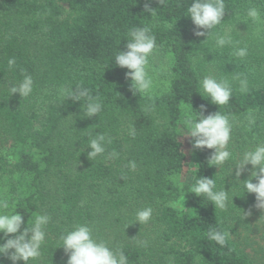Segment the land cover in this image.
<instances>
[{
  "label": "trees",
  "instance_id": "obj_1",
  "mask_svg": "<svg viewBox=\"0 0 264 264\" xmlns=\"http://www.w3.org/2000/svg\"><path fill=\"white\" fill-rule=\"evenodd\" d=\"M191 2L0 0V202L9 204L0 212L23 215L22 228L37 214L50 217L41 255L28 264H66L60 237L76 225L121 248L129 264H264V210L233 169L244 151L264 143V0H224V19L205 41L185 16ZM145 4L156 9L153 15ZM250 7L260 11L259 22L247 17ZM133 26L156 37L148 93L132 92L127 70L114 62ZM226 34L231 43L217 47V36ZM238 48L247 55L235 56ZM155 57L165 63L160 76L152 69ZM10 58L16 60L11 70ZM22 72L34 81L28 97L9 91ZM209 74L233 89L229 104L219 108L233 126L232 158L218 169L207 163L211 150L192 149L190 138L179 137L191 107L203 105L204 115L218 111L198 86ZM237 76L247 79V92L239 91ZM77 85L102 104L96 116L84 117L87 98L60 95L59 89ZM97 134L111 143L89 160L88 142ZM250 173L248 165L239 181ZM200 177L229 191L224 210L191 193ZM182 199L186 207L178 210L173 205ZM145 207L152 217L139 224L135 214ZM212 229L229 233L223 246L208 239ZM0 264L12 262L0 256Z\"/></svg>",
  "mask_w": 264,
  "mask_h": 264
},
{
  "label": "clouds",
  "instance_id": "obj_2",
  "mask_svg": "<svg viewBox=\"0 0 264 264\" xmlns=\"http://www.w3.org/2000/svg\"><path fill=\"white\" fill-rule=\"evenodd\" d=\"M162 5L164 0H157ZM156 9H152L145 4L144 11L153 15ZM187 17L190 18L196 29L193 35L196 37H206L204 41L211 36V30L220 25L225 16L224 0H192L187 7ZM247 17L253 21L261 20V13L255 7L247 10ZM128 40L125 44V50L119 51L115 55V66L126 69L125 78L131 82V91L137 93H148L152 88L153 80L148 74L149 57L152 56L157 48L156 37L150 33L147 27L133 26L127 33ZM231 43L229 35L217 36V47H224ZM237 57L247 55L246 48H238L235 53ZM16 64L15 58L7 61V66L11 70ZM23 79L19 83L10 86L9 91L12 94H19L20 97H28L34 86L31 75L23 74ZM239 80V91L247 92V79ZM200 91L207 97L210 104L218 107V111L204 115L205 107L201 105L199 111L193 110L188 119L184 121V134L179 137L190 138L191 148L195 150H211L207 159L210 167L222 166L226 161L232 158L229 150V142L232 139V123L228 114H222L219 108L229 104L232 98L233 89L226 79H217L213 75H205L198 81ZM59 93L67 101L79 102L81 98H87L84 105L83 114L85 118L96 116L102 110V104L98 98L89 95L88 89L77 85L76 89L61 88ZM199 94V93H198ZM200 95V94H199ZM201 96V95H200ZM255 118L249 114L248 123L255 124ZM129 135L135 136V126H130ZM105 143H111L110 138L105 134H97L88 142L87 153L89 160L105 152ZM118 153L113 151L110 157L115 158ZM251 166V173L248 179L239 181L246 166ZM128 167L135 170V162L130 161ZM235 169L236 181L242 185L244 192L254 194L255 207L264 210V143L255 145L244 151L237 162ZM232 169V170H233ZM253 179L256 181L253 183ZM216 184L212 178L200 177L195 179V184L191 193L197 197H206L216 209L224 210L229 200L228 192L224 188L215 190ZM185 199V197L183 198ZM183 207V204L180 205ZM0 208L8 209L7 201L0 202ZM185 209V208H184ZM153 209L145 207L136 212V222L139 224L147 223L152 217ZM250 214V213H246ZM50 217L48 215L35 216L34 222L30 227H23L24 216L18 212H0V256H6L12 264L22 261L28 264L30 260H36L40 257V248L45 241V226ZM93 229L87 225H76L71 231L60 237L61 247L68 257L66 264H129L128 257L121 248H110L104 241L93 237ZM208 239L214 241L217 245L223 246L229 235L227 232L216 231L212 229L208 232ZM11 237L7 238L6 237Z\"/></svg>",
  "mask_w": 264,
  "mask_h": 264
},
{
  "label": "rangeland",
  "instance_id": "obj_3",
  "mask_svg": "<svg viewBox=\"0 0 264 264\" xmlns=\"http://www.w3.org/2000/svg\"><path fill=\"white\" fill-rule=\"evenodd\" d=\"M153 62V66H152V69L155 71V72H158V74L156 76H160L159 74H161V72H163V67L165 65L163 59L161 60L159 57H155L153 58L152 60ZM183 204V207L185 208L186 205H185V201L182 199L180 201H178L177 203H175L173 206L178 209V210H183L184 208L180 207V205ZM261 210V209H260ZM256 218V215L254 216V219Z\"/></svg>",
  "mask_w": 264,
  "mask_h": 264
}]
</instances>
